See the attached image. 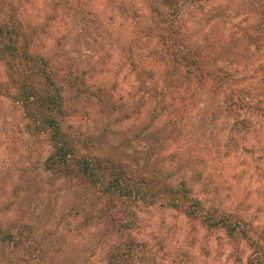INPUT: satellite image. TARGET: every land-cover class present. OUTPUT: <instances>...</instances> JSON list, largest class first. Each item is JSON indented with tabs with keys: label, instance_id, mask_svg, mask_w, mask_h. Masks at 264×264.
Here are the masks:
<instances>
[{
	"label": "rangeland",
	"instance_id": "1",
	"mask_svg": "<svg viewBox=\"0 0 264 264\" xmlns=\"http://www.w3.org/2000/svg\"><path fill=\"white\" fill-rule=\"evenodd\" d=\"M154 7L205 54L221 85L207 77L177 87L185 61L165 55ZM13 9L32 50L55 67L64 104L74 109L66 123L86 139L85 152L122 155L134 162L130 170L185 183L205 207L239 215L264 237V116L245 108H264V0H0V21ZM67 73L111 89L115 104L75 98ZM9 91L0 62V227L33 246L0 241V264H108L112 246L128 239L140 246L130 264H247L244 243L206 231L178 208L137 202L133 228L118 233L84 186L45 169L50 146L27 131ZM232 91L244 98L235 112L223 105ZM141 99L147 104L136 116Z\"/></svg>",
	"mask_w": 264,
	"mask_h": 264
},
{
	"label": "trees",
	"instance_id": "2",
	"mask_svg": "<svg viewBox=\"0 0 264 264\" xmlns=\"http://www.w3.org/2000/svg\"><path fill=\"white\" fill-rule=\"evenodd\" d=\"M13 10L7 21H0V62L6 67L8 87L12 91L5 93V96L21 108L27 131L43 137L50 146V154L44 162L45 169L84 186L89 193L85 198L92 206L101 207L99 218L104 215L114 230L118 227L120 234L127 233L135 224L131 210L134 204H159L161 207L180 209L189 220L198 223L206 231H223L237 246L244 243L250 251L247 264H264V237L258 235L252 224L239 215L205 207L202 199L195 197L185 183L171 186L158 176H146L139 169L137 172L130 170L134 162H125L122 155L98 156L84 151L87 150L84 148L90 147L86 139L66 123L67 118L74 114V109L68 111L64 104L65 91L57 83L55 67L32 50L31 39L23 30L17 11ZM152 12L153 18H158L155 21L159 30L157 36L165 55L175 63L178 60L185 61L184 77H177V87L182 86L185 80L191 85L193 78L204 84L207 77H212L215 84L221 85L220 77L215 82L205 66L202 60L205 54L183 38L179 27L162 9L154 7ZM62 78L75 98L89 95L92 105L99 104L101 109L115 104L111 89L100 86L90 88L84 75L67 73ZM242 101L244 98L232 91L230 95L224 96L223 105L235 112L241 107ZM146 104V99L138 101L133 110L136 116L141 114ZM245 104L249 111L264 116V108L260 105L252 107L249 103ZM133 118L134 115L126 114V119ZM235 123L243 127L247 121L238 119ZM7 229L0 227L1 242L30 251L33 245L27 241V236H14ZM137 247L140 246L132 239L116 243L108 252V264H130L133 250Z\"/></svg>",
	"mask_w": 264,
	"mask_h": 264
}]
</instances>
